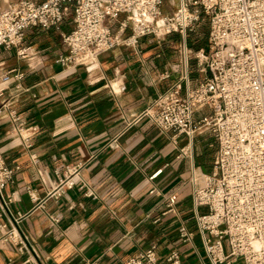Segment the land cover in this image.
Listing matches in <instances>:
<instances>
[{
  "label": "crops",
  "instance_id": "0c3cea01",
  "mask_svg": "<svg viewBox=\"0 0 264 264\" xmlns=\"http://www.w3.org/2000/svg\"><path fill=\"white\" fill-rule=\"evenodd\" d=\"M13 1L0 0V11ZM204 27L187 36L193 52L209 49L210 27ZM72 28L66 22L62 32L29 29L26 46L33 61L0 51L9 68L26 73V91L19 94L12 84L10 96L27 127L24 135L10 134L8 119H0V150L10 167H21L3 193L8 216L0 203V223L9 224L19 213L26 216L21 227L32 240L38 264H124L152 244L159 246L162 260L178 249L189 264H210L197 244L201 238L190 177L193 163L211 171L217 152L214 138L209 132L200 134L194 157L179 158L186 137H179L177 145L173 132L160 131L147 116L126 128V121L138 119L178 82L184 71L182 37H146L139 54L121 47L102 55L93 70L64 69L55 59L66 53L63 34ZM189 75L193 86L205 78L194 58ZM32 154L39 159L37 165ZM78 162L85 164L82 177L100 199L87 198L76 187L59 200H47L45 209H36L39 204L32 203L28 191L45 200L56 172ZM160 169L163 173L151 181ZM171 194L179 197L178 217L162 215ZM50 216L60 219L58 226ZM182 224L195 234L193 244L183 242ZM27 259L12 244L0 249V264H25Z\"/></svg>",
  "mask_w": 264,
  "mask_h": 264
},
{
  "label": "built area",
  "instance_id": "2783aa9c",
  "mask_svg": "<svg viewBox=\"0 0 264 264\" xmlns=\"http://www.w3.org/2000/svg\"><path fill=\"white\" fill-rule=\"evenodd\" d=\"M163 1L16 0L0 11V51L33 61L35 56L26 46L28 30L62 32L71 15L73 28L63 34L66 53L55 59L64 69L90 71L102 55L117 48L139 54L143 38L163 40L179 34L184 71L178 82L160 93L138 119L126 121V128L147 116L160 131L173 132L177 145L179 137H186L179 158L189 154L193 158L196 138L209 132L217 144L212 169L206 172L193 163L190 177L204 252L210 264H264V0H179L176 11L167 15ZM206 21L209 49L193 52L187 36ZM192 58L205 75L197 86L189 75ZM25 77V71L0 60V119H8L10 134L27 131L15 97L10 96L12 84L17 93L26 91ZM30 159L33 165L39 163L36 154ZM84 168L78 162L67 165L62 173L57 171V180L43 201L29 190L32 203L39 204L36 209H45L47 200H59L76 187L87 198L99 200L95 188L82 177ZM20 170V166L10 167L0 150V203L7 216L3 193ZM178 203V194H171L162 215L178 217ZM25 217L19 213L9 218V224L0 223V249L12 244L20 255L28 256L25 264H38L32 240L21 227ZM50 220L54 226L60 223L58 217L50 216ZM179 233L184 243L193 244L195 234L186 225H181ZM124 264L189 263L178 249L162 260L159 246L152 244Z\"/></svg>",
  "mask_w": 264,
  "mask_h": 264
},
{
  "label": "rangeland",
  "instance_id": "374dc122",
  "mask_svg": "<svg viewBox=\"0 0 264 264\" xmlns=\"http://www.w3.org/2000/svg\"><path fill=\"white\" fill-rule=\"evenodd\" d=\"M179 6V0H164L163 1V13L164 14H171L173 13L174 11H176V9L178 8ZM68 23V26L71 27L73 26V15H71L67 21ZM204 31H207L208 29V26H209V22L206 21L204 22ZM212 149H215V148H212ZM197 244L199 245V249L203 252L204 249L203 247L200 245L201 243L198 242L197 240ZM226 252H228V248L226 247L225 248ZM238 264H242L241 262H239Z\"/></svg>",
  "mask_w": 264,
  "mask_h": 264
}]
</instances>
